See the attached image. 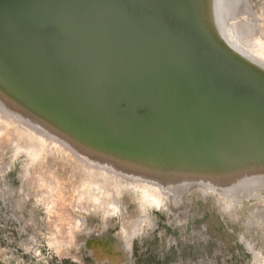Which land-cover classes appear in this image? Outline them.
<instances>
[{
  "label": "rangeland",
  "instance_id": "1",
  "mask_svg": "<svg viewBox=\"0 0 264 264\" xmlns=\"http://www.w3.org/2000/svg\"><path fill=\"white\" fill-rule=\"evenodd\" d=\"M247 3L244 5V0H233L234 13L227 20L239 16L241 11H254L256 25L250 36L252 43L244 45L230 41L228 31L222 26L219 36L213 35L229 55L238 58L236 55L243 53L241 59L262 65L264 61L256 51L264 48V0H249ZM4 32L1 28L0 83L39 106L41 99L37 97L39 91L33 75L29 74L30 79L25 82L21 74L25 71L24 60L31 57L29 48L22 47L17 38L6 40L2 35ZM248 65L245 66L252 64ZM146 89L152 90L153 85L149 84ZM0 94L4 97L1 86ZM35 97L39 100L35 101ZM0 101L3 102L1 98ZM40 104L50 110L71 134L90 139L101 147L118 149L127 159L149 160L147 156L153 157L157 160L156 166L163 168L190 164L186 162L185 154L172 151L185 147L175 137L169 140L171 143L158 141L159 146L152 147L146 142L141 145L132 136H120L119 131L115 139L122 143H118L112 140L110 131L88 123V113L72 115L75 111L71 110V113L64 104L56 106L46 100ZM113 107V114L129 115L124 114L122 106ZM153 124L160 125V121L150 123ZM162 126L159 132L163 135ZM32 135L29 132L15 139L0 130V264H264V187L254 188L240 200V207L236 210L238 219H233L219 211L213 190L198 189L196 181L194 185L183 187L182 200L169 197L166 202L143 186L127 193L121 184L107 182L103 173L96 175L91 164H81L83 151L65 145L73 152L63 151V154L60 148H56L58 152L52 153L46 142L30 141ZM141 135V140L151 142L148 133L141 131ZM50 137L55 139L52 135ZM63 137L68 140L65 135ZM219 140L214 136L207 141L217 149L213 146L189 149L200 150L195 153V160H206L211 166H225L242 159H247L243 163L264 159V147L229 150L218 146ZM71 142L78 145L73 139ZM153 150L158 154L154 155ZM45 163H49V167L43 174ZM209 171L213 170L210 168ZM93 183L96 186L92 187ZM171 192L179 195L181 191ZM189 197L192 201H187ZM184 211L186 216L182 215ZM150 218L154 222L149 223ZM198 229L208 238L205 235L203 238L200 231L197 233Z\"/></svg>",
  "mask_w": 264,
  "mask_h": 264
},
{
  "label": "water",
  "instance_id": "2",
  "mask_svg": "<svg viewBox=\"0 0 264 264\" xmlns=\"http://www.w3.org/2000/svg\"><path fill=\"white\" fill-rule=\"evenodd\" d=\"M91 1L96 0H0V17L6 9L9 10L8 21L0 18V29L6 31L8 22L17 28L20 25L23 28L16 30L10 39L28 42L24 47L28 46L31 57L25 59L22 65L25 70L22 73L28 76L22 75L23 80L27 82L29 74L33 75L35 87L39 84L43 90L49 88V92L55 96L52 100L57 103L56 106L65 103L67 109L71 106L79 115L88 113L86 121L97 127V116L101 120L114 121L126 127L119 120L121 115L98 113L97 94L86 97L76 90L80 92L83 87H87L105 97H114L123 108V104H128L129 108L126 109L133 114L125 115V123H131L134 130L140 132L139 138L134 137V140L152 147H158V141L171 143L169 140L175 137L176 141L178 139L185 146L178 149L198 146H213V149H217L211 142L202 140V144H207L204 146L198 140L183 141L181 137L202 135L207 136L205 140L209 141L227 131L230 120L232 124L247 122L249 115L258 117L259 122L264 124V96L250 87L252 84L264 86V83L257 80L249 82L245 78L249 75L242 71L245 68L236 62L238 58L229 55L219 45L216 39L219 36V28L217 30L215 24L216 15L214 18L211 14L212 19L208 14L212 12L209 8L214 9L213 3H207L206 0H155L159 9L156 16L149 7L154 4L153 0L128 1L124 3L127 9H131L132 4L141 6L138 10L134 8L136 13L131 16V22L116 19L119 24L115 27L111 18L101 21L89 18ZM89 25L97 28L100 25L111 32L119 28L121 35L130 41L127 48L121 53L98 54L97 51L96 54L89 52L84 55V52L79 51L84 47L83 42L78 48L77 39L68 29H84ZM78 53H83V60L78 59ZM45 61H50L52 65L46 66ZM216 62L223 68H229L231 74L228 76L221 67L214 66ZM61 79H68L77 87L72 84L65 86V81ZM149 84L153 85L152 90L146 89ZM216 96L223 102L214 101L212 98ZM230 100L231 103H226ZM223 105L227 106L230 115L221 112ZM247 107H250V113ZM135 111L146 112L147 115H136ZM237 112L244 114L242 117L245 119L235 115ZM256 112L262 115H255ZM225 120L226 123H222ZM154 121H160V125H150ZM208 122L214 123L215 126L211 127L215 131H211V127L206 128L205 123ZM161 126L165 130L163 135L159 132ZM100 127L104 129L102 124ZM105 130L111 133L110 128ZM141 131L148 133L151 142L141 140ZM261 133L250 136H260L256 142H264V133ZM224 140H219L218 146L233 150L228 148Z\"/></svg>",
  "mask_w": 264,
  "mask_h": 264
},
{
  "label": "bare ground",
  "instance_id": "3",
  "mask_svg": "<svg viewBox=\"0 0 264 264\" xmlns=\"http://www.w3.org/2000/svg\"><path fill=\"white\" fill-rule=\"evenodd\" d=\"M128 1L132 3L134 0H96V1H91L90 5H89L90 6V9H89L90 10V14H89L90 17L89 16L88 17L93 18V19L98 18L99 21H101V19L111 18L115 27H118V24H119V22L116 21V19L119 21L127 20L128 22H131L133 20V17H131V16H133L134 13H136V10H138L141 5L132 4L133 7H131V9H127V7L124 5V3L128 2ZM153 1H154L153 2L154 4H151L149 7H150V9H152V12L157 16L158 11H159L158 5L155 2V0H153ZM194 1H197V0H194ZM203 1H205V0H203ZM206 1H207V3L210 2V4L213 3L214 12L212 9L209 8V10L212 12L211 13L209 12L208 14L210 15V17L212 19H213V17L215 18V15H216L215 24H217V26H218L217 30H218V28L220 30L221 26H222V28H226V30L228 31V34H227L228 37L227 38L230 39V41L234 40V41H237V42L244 44V45H247L251 42L252 39L250 38V36H251V33L254 32L255 25H256L254 11L252 13H248V11H247V13H245L246 11H244V12L241 11L239 16H237V15H236V17L233 16L232 17L233 19L228 22L227 18L230 17L234 13V12L232 13L233 0H228L230 5H228L227 0H206ZM247 1L249 2V0H244V5H245V2H246V4H248ZM103 3H104V5H103ZM240 7H241L240 9L243 10L242 4L240 5ZM134 8L136 10H134ZM8 11L9 10L6 9L5 14H2V17H0L2 20L8 21V19H9ZM211 14H213V17ZM225 23H226V25H225ZM11 24L12 23L8 22V26H7L8 29H6V31L4 33L7 36L2 34L4 37H6V40H7V38H10V36L12 34L16 33V30L20 31L23 28V27L20 28V25H18V28H20V29H18L17 26H15V25L11 26ZM100 28H102V29H100ZM115 30L116 31L111 32L107 28L100 27V25L98 28L96 26L91 27V25H89V26L85 27L84 29H79V28L68 29V31L70 33L72 32L74 34L75 38L77 39L78 48L81 46V44L83 42V45L85 48L83 47L79 51L84 52V55H86L89 52H91L92 54H96L97 51H98V54H103V52L105 54L121 53V51H123V49H126L127 48L126 45L130 41L126 40L124 38V35H121L122 32L119 30V28H116ZM248 38H250V41L247 40ZM8 42H10V41L8 40ZM20 42L23 45L22 47H24V45L26 43H28L25 40H20ZM245 43H247V44H245ZM235 46H236V44H235ZM108 49H109V52H108ZM106 52H108V53H106ZM174 52H176V51L174 50ZM256 52H257L258 57L264 61V48L259 49ZM242 54L243 53H240L239 56L236 55L239 59L236 62L240 66H243V68H245V69L244 70L242 69V71L245 74L249 75L248 77H245V78H247L249 80V82H251L252 80H255V81L257 80L261 83H264V64L262 63V65L261 64L258 65L255 61L251 62L248 59H245V60L241 59V57L244 56ZM252 57H253V55H252ZM78 59L83 60V53H78ZM239 61H242L243 63H245V65H248L249 63L252 65H250V67H247V66L241 64ZM41 64L43 66H44V64H46V66H48V67H50L52 65L50 61H45L44 64L43 63H41ZM234 64H235V62H234ZM213 65L216 66L217 68L221 67V65H219V63H217V62L213 63ZM79 66L81 68L82 65L79 64ZM221 69L228 76L231 74V72H229L230 71L229 68L221 67ZM247 69H249V70H247ZM41 70H45V69L41 68ZM22 75L24 76L26 74L22 73ZM62 75L64 76V74H62ZM235 78L238 79V77H235ZM61 81H65L63 83L65 86H68V84L74 85L73 83L69 82L68 79H61ZM0 86L2 88V91H4V97L2 96V94H0V96H1L0 98L3 101V102L0 101L2 104V105H0V128H1L0 130H1V132L3 131L5 133H9L15 139L19 135H24V134L26 135L29 132L33 133L32 137L30 136V141L34 142V139H36L39 142V144H41L40 142H46L45 143V144H47L46 146L47 147L49 146L50 152H52V153L54 151L58 152L56 150V148H60V150L62 151V152L59 151V153L60 152L63 153V151L73 152V149H71V148L68 149L65 147V145H71L75 149H78L79 152L83 151V153L81 152L82 153L81 158H80L81 162L79 161L81 164L82 163L86 164V162L89 163V165L91 164L92 170L95 171L96 175L103 173L104 176L106 175L107 182H109L111 184H117V185L121 184L122 187H124V189H126L127 193L131 192V189H133V188L143 186L146 188V190H149L151 192L154 191L156 193L155 196H161V198L164 199L166 202H169L168 201V200H170L169 197H177V198H181V200H182L183 198L181 196L183 193V187H185L188 184L194 185V183L196 181L197 183H199L198 189H200V190L201 189L213 190V192H214L213 194H215V196L217 198V201H215V202H217V204H218L219 211H221V213L229 215L230 218L234 219L236 217V210L240 207V200H242L244 197L249 195V192L251 193V191L254 188H263L264 187V159L251 161L249 163H243V162L247 161V159L245 161H244V159H242L243 161L242 160H236V161L232 162V164H228L225 166H216V165L211 166V163L206 161V160H203V159L195 160L196 157H194V156L197 155L195 153H200L201 151L200 150L192 151L191 149H175V150L170 149L174 152L177 151L176 154H185V157H187L186 162L190 163V164L184 165V166L177 165V166H174L171 168H167V167L163 168L162 166H156L155 163H157V160H155L153 157H148V156H147V159H149V160H144V159L139 160L137 158L127 159V157H125L123 154H120V150H118V149L109 148L108 146L101 147L99 144L92 143V140H90V139L86 140L85 138L79 137L78 134L77 135L74 133L71 134L66 128H64V126L61 125L60 121L53 116L54 114H52V112H50V110L46 109L44 106H42V104H40V102L42 100L46 99L48 101L53 102L54 105H57V103H55L52 100L55 96L49 92V90H48L49 88L43 90L42 89L43 86H40V88H39V84H38L37 87L39 88V96L37 95V97L41 99V100H39L37 97H35V101H37V100L40 101L39 106H38L37 103H33L26 98L23 99L22 96L19 95V93H15L14 91H10L5 86V84L0 83ZM74 87H77V85H74ZM250 87L254 92L257 91L259 93V95L264 96V86H261V85L256 86V85L252 84V85H250ZM82 89L83 90H81L80 92L77 89L76 92H78L81 95L86 96V97L96 96V94L99 96V97H97L98 102H99V104L97 105V110H100V112H98L100 115H116V114H113V112H114L113 106L119 105V104L116 103V99H114V97H109V96L105 97V95L100 94L99 92L92 90L90 88H87V87H83ZM100 96H101V98H100ZM19 99H20V101H19ZM84 99H85V102L87 103V100L85 97H84ZM212 99L214 101L218 100L220 103L223 102L222 99L221 100L218 99V96L213 97ZM23 102L25 103V105H23ZM226 103H231V100H230V102H226ZM64 105H65V103H64ZM123 106H125L123 108L124 114L133 115L129 112L130 110L126 109L128 107V104H123ZM223 106L224 107H223L221 112H224L227 115H230L229 112L226 110L227 106H225V105H223ZM231 106L233 107V105H231ZM263 107H264V104H263ZM68 108H69L68 110H70V111L74 109L71 106H68ZM229 109H230V111L232 110V108H229ZM247 111H248V113H250V111H251L250 107H247ZM135 112H136V115H147L146 112H140V111H138V112L135 111ZM67 113H70V112H67ZM71 113H72V111H71ZM262 113L264 114V110H262ZM262 113L256 112L255 115H262ZM72 115H79V114L75 113ZM221 115H223V114H221ZM235 115H241V118L243 120L245 119L242 117V115H244L242 113L237 112ZM97 118H98L97 119L98 122L96 125H98L99 128H101L100 125L102 124V127L104 129L107 127L111 129V134L113 137L110 136V138L112 137V140L115 139V137H118L119 131L121 132L120 136L127 135L128 137L132 136L133 138L134 137L139 138V133L134 131V127L131 126V123H125L126 122L125 115L124 116L121 115L119 120L122 121L125 124L123 126H126L127 128L115 124L114 121L111 122V121H108L106 119L101 120V117H98V116H97ZM250 119H251V121H250ZM246 121L247 122H243V123H240L241 121H239V124H238V122H236L235 124H237V125H235V124H232L231 120H230V122L227 123L228 124V126H227L228 130L227 131L225 130L224 132L219 134L220 137H218V138L221 140L225 139L224 141L227 144L228 148H232V149L239 148V147H244V148L248 149V148L254 147V146H256V147L257 146H259V147L264 146L263 141L262 142H260V141L256 142V141H258L257 137H260V136H252V137L250 136L253 134L262 135L261 132L264 133V124H261L259 122V118L255 117L253 115H249V117L246 119ZM222 123H226V120L223 121ZM205 124H206V128L211 127V126H215V125H213L214 123L212 124V122H208ZM232 125H235V127H231ZM210 129H211V131H215L213 127H211ZM122 130H124V132ZM223 133H225V135H222ZM51 135L55 138L54 140L51 139V137H50ZM62 135L63 136L65 135L66 137H68L69 141L67 139H65ZM211 135H208V136H211ZM200 137H202L203 139H200ZM44 138H45V140H44ZM154 138H157V137H154ZM181 138L183 141L185 139H188L190 141H193L195 139V141L198 140L199 144H202L203 141L207 142V140H205V139H207V136L204 137L202 135H196L195 137H181ZM71 139H73V141L76 142L79 146L73 144L71 142ZM226 140H227V142H226ZM57 141H59L61 143H59ZM114 141H116L118 143H122V141H119L116 139ZM154 143H156V141H154ZM57 145L60 147H58ZM202 145L206 146L207 144L204 143ZM188 147H190V146H187V148ZM198 147H203V146H198ZM198 147H193V148H198ZM166 148H169V147H166ZM181 148H183V147H181ZM150 152H152V151H150ZM174 152H170V153L175 155ZM153 154L154 155L158 154V151L153 150ZM167 154L169 155V153H167ZM45 155H47V154H45ZM70 155H71V153H70ZM71 156H73V155H71ZM258 158H260V157L258 156ZM188 159H190V160H188ZM76 162L77 161L75 160L74 164ZM191 164H198V165H191ZM45 166L46 167L45 168L43 167V169H42V172H44L43 174H45L44 169L45 170L48 169L49 163H47V164L45 163ZM210 168L213 171H209ZM82 173H84V172H82ZM59 174H61V173H59ZM81 180H80V182H81ZM70 183H71V181H70ZM81 185H84V184H81ZM94 186H96V185L94 184L92 187H94ZM85 187H87V186H85ZM93 189H95V188H93ZM81 190H82V188H81ZM96 190H97V188H96ZM96 190H94V192ZM173 190H180L181 192H179V195H177V193L172 194L171 191H173ZM126 191H124L125 195L131 198V196H129V194L126 193ZM120 192H122V191H120ZM188 193H190V192H188ZM170 194H172V196ZM185 195H187V194H185ZM93 198H95V197H93ZM186 199H187V201H189L188 199H190V197L186 198ZM190 201H192V200L190 199ZM178 202H179V200H178ZM182 215L186 216L185 211H184V213H182ZM145 216H146L145 218H148L147 215H145ZM236 218L238 219V217H236ZM186 219H187V217H186ZM149 220H150L149 223L150 222L152 223V221L154 222L153 218H150ZM203 225H204V223H203ZM204 228H205V226H204ZM199 231L200 230L198 229L197 233H199ZM201 233H203V231H200V234ZM204 235L205 234L203 233V238L206 237V239H207L208 235H205V237H204ZM198 236H200V235H198ZM209 237H210V235H209ZM195 238H196V236H195ZM213 239H216V238H212V240Z\"/></svg>",
  "mask_w": 264,
  "mask_h": 264
}]
</instances>
